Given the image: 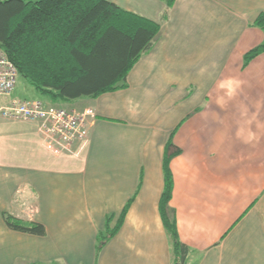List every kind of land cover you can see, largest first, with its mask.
Masks as SVG:
<instances>
[{
	"label": "crops",
	"instance_id": "0c3cea01",
	"mask_svg": "<svg viewBox=\"0 0 264 264\" xmlns=\"http://www.w3.org/2000/svg\"><path fill=\"white\" fill-rule=\"evenodd\" d=\"M107 1L160 30L125 87L43 102L95 110L78 155H54L36 123L0 116V264H174L166 170L185 264H264V53L244 65L264 42V0ZM3 214L44 236L9 229Z\"/></svg>",
	"mask_w": 264,
	"mask_h": 264
},
{
	"label": "trees",
	"instance_id": "16d2710c",
	"mask_svg": "<svg viewBox=\"0 0 264 264\" xmlns=\"http://www.w3.org/2000/svg\"><path fill=\"white\" fill-rule=\"evenodd\" d=\"M160 1L170 8L175 0ZM255 26L264 31V12ZM159 30V24L107 0H0V48L16 67L18 78L52 101L96 98L125 87L128 72L149 50ZM262 53L264 42L244 56V65ZM171 156L167 150L164 166ZM171 186L166 170L160 199L162 219L174 264H185L187 249L167 215ZM128 205L114 228H109L111 217L106 218L107 234L99 245L118 231ZM2 217L11 230L45 234L41 224L23 223L7 214Z\"/></svg>",
	"mask_w": 264,
	"mask_h": 264
},
{
	"label": "built area",
	"instance_id": "2783aa9c",
	"mask_svg": "<svg viewBox=\"0 0 264 264\" xmlns=\"http://www.w3.org/2000/svg\"><path fill=\"white\" fill-rule=\"evenodd\" d=\"M18 72L0 48V96L8 97L16 87ZM0 116L12 121L36 123V131L46 150L54 155L76 156L87 142L96 113L87 107L45 105L39 100H12L0 108Z\"/></svg>",
	"mask_w": 264,
	"mask_h": 264
},
{
	"label": "rangeland",
	"instance_id": "374dc122",
	"mask_svg": "<svg viewBox=\"0 0 264 264\" xmlns=\"http://www.w3.org/2000/svg\"><path fill=\"white\" fill-rule=\"evenodd\" d=\"M13 98H18L21 100L36 99L42 102L49 101L47 96L38 93L25 79L21 77L17 79L16 87L10 97L0 96V106Z\"/></svg>",
	"mask_w": 264,
	"mask_h": 264
}]
</instances>
